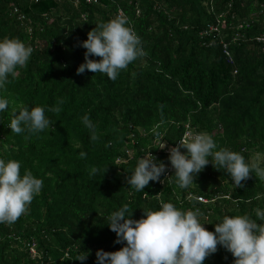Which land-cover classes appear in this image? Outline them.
<instances>
[{
  "label": "trees",
  "instance_id": "16d2710c",
  "mask_svg": "<svg viewBox=\"0 0 264 264\" xmlns=\"http://www.w3.org/2000/svg\"><path fill=\"white\" fill-rule=\"evenodd\" d=\"M220 12L227 15L222 35L202 40L200 32ZM117 15L127 18L146 55L115 81L87 70L77 75L86 51L78 42ZM235 34L241 37L233 40ZM258 36H264V0H0V41L18 38L34 49L0 89L10 102L0 112V158L19 161L21 175L28 170L43 180L28 211L12 225L0 224V264H81V252H90L83 264H96L98 250L125 246L114 243L107 225L124 204L135 220L143 210H159L161 200L182 211L199 209L211 232L225 215L264 222L257 216L264 213V179L255 173L236 187L209 163L193 185L180 188L168 160V148L192 131L208 133L216 150L239 152L249 163L260 154L264 167V40ZM35 106L45 108L52 127L11 132L13 110ZM53 106L62 111L49 112ZM86 114L96 126L95 142L82 122ZM161 121L157 141L153 128ZM149 151L167 171L149 182L145 198L127 177ZM93 167L100 172L91 175ZM217 248L203 264H234L231 253Z\"/></svg>",
  "mask_w": 264,
  "mask_h": 264
},
{
  "label": "clouds",
  "instance_id": "9594fccd",
  "mask_svg": "<svg viewBox=\"0 0 264 264\" xmlns=\"http://www.w3.org/2000/svg\"><path fill=\"white\" fill-rule=\"evenodd\" d=\"M128 20L122 15L100 23L87 33V39L78 42V46L86 49L84 63L76 70L77 75L86 70L97 74H105L115 81L120 72L126 70L132 62L144 57L141 38ZM34 49L18 38L5 37L0 41V89H5L8 77L17 75V68L26 67ZM99 57V61L90 59ZM9 100L0 96V112L9 108ZM63 104V100L59 101ZM49 112L59 113L62 109L53 106ZM82 122L91 131L90 140L95 142L98 135L95 125L86 114ZM161 123L154 126L153 132L157 141L161 133L157 130ZM52 120L46 116L41 106L21 107L13 110L9 128L15 134L27 130L36 134L52 127ZM167 147L164 144L161 149ZM185 149L186 152L181 151ZM217 149L213 137L205 132H186L175 147L168 148V160L174 169L176 183L180 188L194 184L195 177L212 163L219 170L224 169L236 187H242V181L251 178L255 173L264 179V167H261L260 154L251 163L245 157L227 148ZM81 158L86 156L80 153ZM211 157V160L209 159ZM107 171V170H106ZM167 166L157 161L150 151L138 160L133 173L127 177V184L137 192L143 190L149 182H160L166 173ZM100 169L93 167L90 174L96 175ZM43 180L36 178L31 171L25 170L21 175V163L14 159L0 158V224H14L28 211V206L35 196L39 195ZM158 195V194H157ZM133 212L124 204L119 210L110 214L109 229L116 234L114 243L125 244L115 252H96V264H203L206 258L215 254L217 246L223 247L234 257V264H264V222L257 223L248 215H225L221 222L215 224L214 232L206 230L199 217V209L182 211L171 202L160 201V209L143 210V217L132 219ZM260 221H264V213L257 211ZM90 252H81L77 261L81 264Z\"/></svg>",
  "mask_w": 264,
  "mask_h": 264
},
{
  "label": "built area",
  "instance_id": "2783aa9c",
  "mask_svg": "<svg viewBox=\"0 0 264 264\" xmlns=\"http://www.w3.org/2000/svg\"><path fill=\"white\" fill-rule=\"evenodd\" d=\"M95 0H85V2L87 3H91V2H94ZM224 16H227L224 12H220L219 15H215V21H214V24H208L205 28H203V30L200 32L199 34V37L204 40L205 38H215L217 36H221L222 35V27L225 26V20L222 19L224 18ZM233 18V16H232ZM224 20V21H223ZM230 24V23H229ZM229 24H227L229 26ZM248 25H246L247 27ZM233 27V26H231ZM237 29H241L243 27V23L242 24H239L238 26H236ZM241 36L240 35H233L232 39L233 40H236L238 38H240ZM257 41H261V40H264V36H258L256 38ZM222 46H223V53L225 55H228V43L222 41L221 42ZM160 145V143H159ZM163 145V144H161ZM160 145V146H161ZM31 252L34 253V250L31 249Z\"/></svg>",
  "mask_w": 264,
  "mask_h": 264
},
{
  "label": "rangeland",
  "instance_id": "374dc122",
  "mask_svg": "<svg viewBox=\"0 0 264 264\" xmlns=\"http://www.w3.org/2000/svg\"><path fill=\"white\" fill-rule=\"evenodd\" d=\"M163 147V145H161L160 146V148H162ZM257 155H255V156H253L252 158H251V161H250V163L253 161V159L256 157ZM260 161L262 162V157L260 156Z\"/></svg>",
  "mask_w": 264,
  "mask_h": 264
},
{
  "label": "bare ground",
  "instance_id": "6f19581e",
  "mask_svg": "<svg viewBox=\"0 0 264 264\" xmlns=\"http://www.w3.org/2000/svg\"><path fill=\"white\" fill-rule=\"evenodd\" d=\"M79 11V10H78Z\"/></svg>",
  "mask_w": 264,
  "mask_h": 264
}]
</instances>
